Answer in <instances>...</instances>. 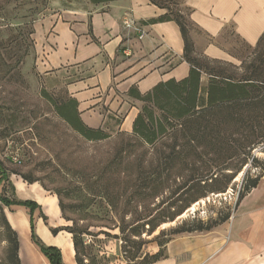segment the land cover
I'll return each instance as SVG.
<instances>
[{"label":"rangeland","instance_id":"rangeland-1","mask_svg":"<svg viewBox=\"0 0 264 264\" xmlns=\"http://www.w3.org/2000/svg\"><path fill=\"white\" fill-rule=\"evenodd\" d=\"M156 1L164 3L169 0ZM50 4L51 0H0V174L7 175L0 181V264H14L11 251L13 233L18 238L19 234L13 229L9 217L20 211L17 207L5 206L1 199L7 197L22 201L18 198L14 181L22 179L30 184L23 177L35 180L33 184L44 188L58 204L60 200L64 205V213L60 204L57 205L58 228L72 227L73 222L68 219L83 227L94 225L89 229L90 234L84 236L86 264H150L155 255L165 260L169 256L167 245L171 241L195 243L201 233H205L174 235L175 230L182 227L188 229L201 222L212 223L231 214V218L223 224L229 223L241 203H238L239 194L243 191L247 171L252 178L263 172L264 143L252 152L260 163L255 164L249 159L248 165L225 193L219 192V189L227 184L226 178H220L210 186H204L202 181L199 185L197 178H191L192 172L182 164L172 171H163L161 178L152 185L139 187L143 184V172L149 173L152 162L154 165L157 163V155L135 139L133 128L129 131L121 129L125 110L119 113L112 111L113 114L104 117L106 126L102 130L111 136L110 139L90 142L74 133L57 116L49 101V97L55 102L68 99L69 84L85 77V72L80 71L44 76L37 68L34 25L46 14ZM171 5L185 16L190 32H199L190 20L191 10L184 7L182 0H176ZM201 36L205 42L210 40L202 33ZM219 43L232 55L230 61L211 60L196 51L194 56L210 69L225 70L237 76L247 75L251 64L262 52L242 42L231 26ZM202 75L205 80L201 84L200 102L206 104L210 76L206 73ZM129 106L142 111L144 103L131 100ZM216 122L222 135L206 138L203 142L210 146L211 150H208L213 156L201 159V167L208 158L217 157L218 152L226 153L228 148H221L223 134L237 130V124L226 113H220ZM168 142L172 143V140ZM212 144H216L214 146L218 150H212ZM231 169L237 170L235 166ZM203 173L201 170V177ZM107 190L114 193L118 199L116 204L125 210V217L120 214L114 217L113 222L104 220V216L98 218L102 215L101 206L109 205L102 197ZM211 191L215 192L209 193ZM206 193H209L206 198L199 199L182 215L170 221V217L189 197H200ZM137 215L142 219L138 222L140 225L149 221L161 225L153 233L146 225L133 235L129 232L134 227L132 225L125 233L115 229V226L127 227ZM5 218L11 229L6 225ZM47 219L49 221L50 218ZM62 232L72 240L69 232ZM74 264H77L75 257Z\"/></svg>","mask_w":264,"mask_h":264},{"label":"crops","instance_id":"crops-1","mask_svg":"<svg viewBox=\"0 0 264 264\" xmlns=\"http://www.w3.org/2000/svg\"><path fill=\"white\" fill-rule=\"evenodd\" d=\"M182 1L199 30L191 32L195 51L211 60L232 59L219 43L229 26L251 47L264 35V0ZM167 12L151 0H51L34 25L37 68L44 76L85 72V77L68 86L82 121L102 130L105 116L125 110L121 129L129 131L140 111L127 105L131 100L141 103L129 95L131 88L144 95L161 82L184 80L191 71L177 23L154 22ZM128 22H133L132 27L126 26ZM201 33L210 40L205 42ZM204 80L202 75V85ZM14 182L20 200L42 207L34 213L36 234L45 245L61 250L63 264H74L73 241L64 232L57 236L51 232L60 226L57 200L37 184ZM12 207L20 209L9 221L19 234L21 264H50L32 241L29 209ZM42 214L50 218L48 225ZM167 251L168 258L155 264H264V177L241 201L229 223L201 233L195 243L173 240Z\"/></svg>","mask_w":264,"mask_h":264},{"label":"trees","instance_id":"trees-1","mask_svg":"<svg viewBox=\"0 0 264 264\" xmlns=\"http://www.w3.org/2000/svg\"><path fill=\"white\" fill-rule=\"evenodd\" d=\"M95 3L108 2L114 0H92ZM176 0H169L161 3L156 0L151 2L160 8L167 9L165 16L154 21L157 22H175L181 30L184 39V59L191 65V71L187 78L181 81L175 79L167 82H161L151 91L142 95L136 88H131L129 95L144 103L142 111H140L133 124V135L135 139L142 145L147 146L153 154L155 153L157 163L150 168V172H143L140 184L142 188L148 187L157 182L161 178L163 171H172L179 164L191 171V178H197V182L204 186H210L214 182H218L220 178H226L227 184L223 189H219L221 193H225L231 182L242 172L244 167L248 165L249 159L253 163L259 164L260 161L252 152L262 143H264V35L260 38L256 50H262L259 57L251 64V71L247 75L237 76L235 73L228 74L225 70L210 69L207 65L200 62L194 56L195 47L188 28L185 16L176 11L171 4ZM190 24V23H189ZM33 32H31L32 35ZM14 40V39H13ZM206 73L210 76V82L207 89V102L201 103V77ZM50 103L54 106L57 116L77 135L90 142H100L110 139L111 136L101 129H95L87 126L81 119L79 112V104L76 99L69 97L66 100L55 102L49 97ZM220 113H226L235 124H237L236 132L224 133L222 149H226V153L217 157L208 158L201 167V159L213 156L210 146L204 145L206 138L222 135L219 131L221 128L217 121ZM128 137H130L128 135ZM172 143H169V140ZM182 139V140H181ZM130 143V142H129ZM131 144V143H130ZM216 144H212V150ZM209 149V150H208ZM227 154V155H226ZM1 166V163H0ZM233 166L237 170L231 169ZM201 170L203 173L201 177ZM216 170V171H215ZM215 171V172H214ZM217 171L220 172L217 174ZM225 171H233L232 173H224ZM195 172V173H194ZM247 171L244 177L243 191L239 194L238 203H240L253 189L257 188L261 179L264 177V169L261 174L252 178ZM211 175V177H209ZM216 176V177H215ZM5 173L0 174V181L5 179ZM30 184L35 180L23 177ZM202 179V180H201ZM211 180V182H209ZM145 186V187H144ZM211 191L209 193H214ZM208 193V194H209ZM208 194L202 196L192 195L185 204L178 208L174 215L170 217V221H174L176 217L182 215L194 203L201 198H206ZM107 200L109 205L101 206V216L104 220L112 221L114 217L122 215L125 217V210L122 206L117 205L118 199L114 197V193L107 190L102 196ZM1 202L7 206L26 207L30 211V227L32 241L39 247L41 252L49 260L50 264H63V255L59 248L49 247L44 244L40 237L36 234L34 213L41 210L42 207L36 202L16 201L7 197L1 199ZM61 211L65 212V207L59 200ZM121 216V217H122ZM42 218L47 222V217L42 214ZM231 218V214L225 215L222 219L212 223H198L193 227L186 229L179 228L174 231L175 234L193 233V232H209L215 227L227 222ZM124 220V218H123ZM142 219L138 215L132 219L127 227L115 226L122 233H125L129 225L134 227L129 231L131 235L137 233L139 229L149 226L150 232L158 229L161 223L149 221L145 224H138ZM72 227L64 229H51L53 235L57 236L62 231H67L72 235V241L75 249V260L77 264H86L85 235H89L90 227L78 225L73 219ZM6 225L11 229L10 223L5 218ZM164 223V222H162ZM103 234H107L102 231ZM12 260L14 264H21L19 257L20 241L18 235L13 233ZM155 255V264L160 259Z\"/></svg>","mask_w":264,"mask_h":264},{"label":"built area","instance_id":"built-area-1","mask_svg":"<svg viewBox=\"0 0 264 264\" xmlns=\"http://www.w3.org/2000/svg\"><path fill=\"white\" fill-rule=\"evenodd\" d=\"M132 25H133V22H128V23H126V26H127V27H132Z\"/></svg>","mask_w":264,"mask_h":264},{"label":"bare ground","instance_id":"bare-ground-1","mask_svg":"<svg viewBox=\"0 0 264 264\" xmlns=\"http://www.w3.org/2000/svg\"><path fill=\"white\" fill-rule=\"evenodd\" d=\"M59 242V241H58Z\"/></svg>","mask_w":264,"mask_h":264}]
</instances>
